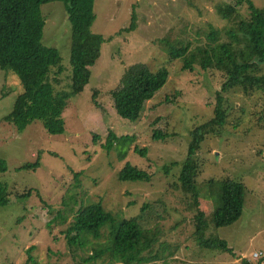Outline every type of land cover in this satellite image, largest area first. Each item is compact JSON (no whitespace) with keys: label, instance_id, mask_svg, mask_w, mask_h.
I'll list each match as a JSON object with an SVG mask.
<instances>
[{"label":"rangeland","instance_id":"1","mask_svg":"<svg viewBox=\"0 0 264 264\" xmlns=\"http://www.w3.org/2000/svg\"><path fill=\"white\" fill-rule=\"evenodd\" d=\"M224 2L235 0H95L92 31L114 38L102 44L99 59L90 67L89 82L69 99L60 135L49 134L41 121L19 132L3 120L23 85L15 73L0 69V160L7 168L0 172V183L11 192L9 203L0 209V264L80 262L86 256L82 253L106 241L108 229L73 254L62 233L81 207L96 201L118 218H137L147 229L161 232L165 257L148 264H244L243 260L264 264V99L260 91L246 94L234 88L224 93L227 123L221 137L211 135L201 145L196 189L186 192L178 181L192 129L214 117L223 74L198 66L184 70L182 59L171 60L159 40L206 43L211 29L223 30L227 25L216 12L217 4ZM253 2L264 8V0ZM241 11L248 15L247 5ZM133 13L135 30L117 35L129 27ZM42 14L46 19L43 43L59 50L64 67L57 88L67 89L70 25L64 5L45 3ZM138 63L151 70L166 66L170 75L147 101L141 118L130 122L118 115L111 91L120 85L126 66ZM155 128L169 137L153 141ZM110 131L133 138L125 159L119 148L110 152L103 148ZM135 147L144 149L145 156L135 154ZM39 154L37 171L18 170L36 163ZM127 162L148 171L150 181L120 182L118 173ZM227 178L244 184V211L232 226L217 228L214 212L222 206ZM29 189H35L32 195L19 196ZM198 220L204 222L205 239L226 240L236 256L201 246ZM109 258L107 253L83 264H109Z\"/></svg>","mask_w":264,"mask_h":264},{"label":"trees","instance_id":"2","mask_svg":"<svg viewBox=\"0 0 264 264\" xmlns=\"http://www.w3.org/2000/svg\"><path fill=\"white\" fill-rule=\"evenodd\" d=\"M52 1L63 3L70 25L71 70L67 89L57 88L64 71L59 50L43 43L46 19L42 14V5ZM94 1L0 0V69L15 73L23 85V91L17 95L10 113L3 120L19 132L26 130L34 121H41L51 135L64 132L62 113L69 99L79 94L89 82L90 67L99 59L102 44L114 38L106 39L92 31L96 19ZM244 4L248 7V15L241 11ZM216 12L227 25L223 30L211 29L206 35V43L198 41L197 45H193L192 41L170 40V37L159 40L171 60L182 59L184 70H193L198 66L206 71L218 70L223 74L214 117L194 127L190 133L188 154L178 177L186 192L196 189L200 174L198 154L201 145L211 135L221 137L227 123L229 108L226 106L224 93L241 88L246 94L260 91L264 99V8L256 6L253 0H235L217 4ZM135 23L133 13L129 27L117 35L134 31ZM169 75L166 66L156 70L140 63L126 66L120 85L111 91L118 115L130 122L138 121L147 101L166 84ZM96 94L95 91V105ZM168 137L169 134L161 129L155 128L152 132L153 141L166 140ZM132 140L127 135L119 137L110 131L103 148L109 152L119 148L121 158L125 159L127 146ZM96 141L97 136L94 135L93 142ZM134 153L145 156L146 152L135 147ZM40 166L41 154L36 163L25 164L18 170L37 171ZM6 170L5 161L0 160V172ZM118 179L120 182H149L151 175L127 162L118 173ZM34 190L29 189L19 196H30ZM36 192L40 196V192ZM10 194L6 185L0 183V209L9 203ZM221 197L222 206L214 212L217 228L232 226L242 217L245 205L244 184L240 180L227 178L223 182ZM203 226L204 222L198 220L196 233L201 246L219 248L235 255L226 240L205 239ZM103 228L108 229L106 241L97 243L90 253H82L86 256H82L80 262L72 264H83L107 253L110 254L109 264H148L165 257L160 231L147 229L137 218H118L107 211L100 201L81 207L62 234L67 248L73 254L85 248L87 243L92 242L91 239H99ZM32 248L33 246L28 251ZM29 259H33L31 255ZM243 263L250 264L246 260Z\"/></svg>","mask_w":264,"mask_h":264},{"label":"built area","instance_id":"3","mask_svg":"<svg viewBox=\"0 0 264 264\" xmlns=\"http://www.w3.org/2000/svg\"><path fill=\"white\" fill-rule=\"evenodd\" d=\"M259 255L260 254H258V253H254V257H256V258H258Z\"/></svg>","mask_w":264,"mask_h":264}]
</instances>
